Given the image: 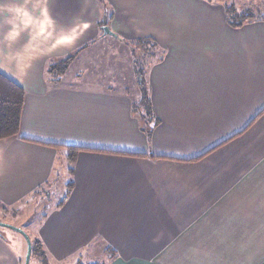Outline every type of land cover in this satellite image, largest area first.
<instances>
[{"label":"crops","instance_id":"0c3cea01","mask_svg":"<svg viewBox=\"0 0 264 264\" xmlns=\"http://www.w3.org/2000/svg\"><path fill=\"white\" fill-rule=\"evenodd\" d=\"M107 1L109 30L156 47L136 48L152 55L156 125L134 114V74L46 81L50 61L99 38L97 0H0V73L25 92L18 135L0 140V205L51 203L65 176L32 224L59 259L100 247L117 254L106 264H264V20L230 27L221 0ZM64 146L82 149L73 164ZM22 248L0 231V264Z\"/></svg>","mask_w":264,"mask_h":264},{"label":"rangeland","instance_id":"374dc122","mask_svg":"<svg viewBox=\"0 0 264 264\" xmlns=\"http://www.w3.org/2000/svg\"><path fill=\"white\" fill-rule=\"evenodd\" d=\"M101 1L104 2V9L106 10V13H112L110 3L107 0ZM221 1L224 3L228 2L229 5L233 4L237 9L241 10V8L245 6L255 8L254 6L257 3L262 2L263 0ZM104 38L105 39L96 44V46L91 47V50L89 49L88 55H90V58L88 59V61H84V58H82V60L74 62L72 65H70L65 74L61 76V81L76 82L78 84L86 82V84H91L93 83V81L97 82V78H99L101 81H105V83L113 81V83L116 82L117 84H113V88L117 86L127 85V83L129 82L128 80H126L127 77L129 75H133L132 66L134 61L131 56L132 54L129 53L130 49L124 45L127 43L126 41L129 40H127L125 37L124 42L118 41L119 39L116 34L111 36L107 35ZM107 47H111L114 49V51H112L109 55V61L107 60ZM80 75L81 77H79ZM100 76H102V78ZM129 96L135 99V101L139 98L138 92L136 91H133V93H129ZM62 177L59 179L57 186L52 193L53 198L51 199V203H47L45 199L34 197L32 201L30 200L24 205H20L17 209L9 210L10 208H5V206L0 205V223L9 225L17 229H21L29 237V239L34 240L33 234L35 232V227L32 226V224L38 222L42 215L48 213L53 208V204L61 200L64 195V185H61V183H63L64 181V179L61 180ZM0 231L4 234H7V239L8 241H10L11 246H14L16 240H20L23 248L25 249V251H27L26 240L20 233L6 227H0ZM111 250L112 249L110 248L108 249L100 247L76 250L74 253L68 255L64 259H59L50 250L48 251L47 249H44L43 252L45 258L41 260L33 257L30 264H76L78 261H80L82 264H106L109 260H115L112 258L114 254ZM130 251L133 253L139 252V250ZM114 253L116 254L115 251ZM25 254L26 252H24L23 254L24 256L22 258L21 264H24Z\"/></svg>","mask_w":264,"mask_h":264},{"label":"trees","instance_id":"16d2710c","mask_svg":"<svg viewBox=\"0 0 264 264\" xmlns=\"http://www.w3.org/2000/svg\"><path fill=\"white\" fill-rule=\"evenodd\" d=\"M100 6L104 9V2L101 0H97ZM242 7L241 10L237 9L233 4L226 5L225 7V17L228 25L233 28H240L243 25L252 22L254 20H264V0L260 3H257L255 6ZM105 13L104 18L98 23L100 29V36L95 41H91L85 46H82L73 54L60 58L56 61H50L48 66L46 67V81L48 83L57 84L61 81V76L65 74V72L69 69L70 65L74 62H78L82 60L86 52L91 48L96 46L100 41L99 39L105 35L103 34L102 28L107 27L108 23L114 17L112 13H106V10H103ZM105 39V38H104ZM119 39V38H118ZM123 41L124 40H118ZM124 44L130 49V54H132L133 58V66L132 73L134 74L135 80L138 85V95L139 100L134 102L133 110L134 114L137 115L140 123L142 124V128L149 135L153 126L156 125L157 120L154 118L151 104H150V96H149V85L146 81L145 74L147 71V67L144 65L145 63L152 62V50L155 47L154 43L148 40H132L126 41ZM143 47L145 50L150 51V58L144 57L137 61L136 57V48ZM108 48V47H107ZM111 48V47H110ZM140 61V62H139ZM25 97L24 90L6 78L4 75L0 73V140L15 137L18 135L19 127H20V117L22 112L23 101ZM66 152V158L70 164L75 162V158L77 154L82 151L80 148L64 146L59 147ZM31 256L30 262L33 257L37 259L43 260L45 258L43 245L39 240H31ZM109 249V248H108ZM114 254L112 257L116 259V254L113 250H111ZM76 264H82L78 261ZM97 264V263H96ZM100 264V263H98ZM104 264V263H102Z\"/></svg>","mask_w":264,"mask_h":264},{"label":"water","instance_id":"95a60500","mask_svg":"<svg viewBox=\"0 0 264 264\" xmlns=\"http://www.w3.org/2000/svg\"><path fill=\"white\" fill-rule=\"evenodd\" d=\"M102 31H103L104 35H109V36L115 35L109 30L108 27L102 28ZM0 227H6L9 229H12L13 231L20 233L25 238L26 243H27V251L25 254L24 264H29L30 256H31V241H30L29 237L21 229H17V228H14V227H11L9 225L2 224V223H0Z\"/></svg>","mask_w":264,"mask_h":264}]
</instances>
